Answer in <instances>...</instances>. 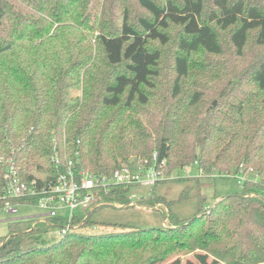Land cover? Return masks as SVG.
<instances>
[{"label": "trees", "instance_id": "trees-1", "mask_svg": "<svg viewBox=\"0 0 264 264\" xmlns=\"http://www.w3.org/2000/svg\"><path fill=\"white\" fill-rule=\"evenodd\" d=\"M0 154L43 183L69 161L101 177L154 161L165 177L195 161L207 178L248 173L211 208L199 195L189 220L141 197L168 227L90 232L96 210L129 207L123 186L49 245L62 219L11 222L0 264H264V0H0Z\"/></svg>", "mask_w": 264, "mask_h": 264}, {"label": "built area", "instance_id": "built-area-1", "mask_svg": "<svg viewBox=\"0 0 264 264\" xmlns=\"http://www.w3.org/2000/svg\"><path fill=\"white\" fill-rule=\"evenodd\" d=\"M52 162L58 170L60 160L56 154ZM163 165L164 162L157 165L155 161L148 168H143L141 165L138 168L123 165L116 169L110 177H101L80 171L74 167L73 161H69L64 171H58L53 180L43 183L37 179L23 181L13 157L0 154V172H2L0 208L7 214L9 222L21 220L45 222L49 219H62L65 221L64 225L56 227L55 231L56 238H62L78 229L80 224H75L74 221L80 213L92 212L104 204L101 193H106L111 187L123 186L130 190L127 205L138 207L137 202L141 197L131 190L137 187H151L165 180L166 177L161 172ZM193 166H197L196 161ZM188 168L185 167V171ZM199 172L203 174L201 170ZM231 174L223 175V177H229ZM247 175L248 173L245 174L242 170L235 174L241 184L247 180ZM262 200L264 201V195ZM20 206H35L42 213L38 216L18 217ZM80 219L84 220L85 217Z\"/></svg>", "mask_w": 264, "mask_h": 264}, {"label": "rangeland", "instance_id": "rangeland-1", "mask_svg": "<svg viewBox=\"0 0 264 264\" xmlns=\"http://www.w3.org/2000/svg\"><path fill=\"white\" fill-rule=\"evenodd\" d=\"M141 39L137 43H141ZM134 46L127 51V55H131ZM250 49L248 48V51ZM114 52V51H113ZM134 60L139 65L143 63L142 54L138 53L134 56ZM196 178H200L201 185L198 186ZM248 178V175H247ZM137 187L131 192L137 193L138 196L145 198L153 192L156 196L163 198L170 203V212L179 220H189L193 218L198 211L199 195H203L202 207L211 208L214 203L227 196L228 194L239 193L241 191V182L232 173L229 177H212L207 178L199 172L196 166H191L187 171L185 169L174 171L170 177H166L162 182H158L154 188ZM186 195L183 196V192ZM164 207H120L119 205H106L91 215V220L95 223L93 230L90 232H100L107 226H126L139 230L168 227V222L164 221L166 214ZM42 211L35 207H18V217L38 216ZM11 222L7 220V214L0 208V238L9 235V225ZM56 228L53 227L47 234L40 236V245H49L56 239L54 237ZM177 261L178 264H223L216 262L212 257L203 252H195L188 255H177L171 257L163 264H170Z\"/></svg>", "mask_w": 264, "mask_h": 264}, {"label": "crops", "instance_id": "crops-1", "mask_svg": "<svg viewBox=\"0 0 264 264\" xmlns=\"http://www.w3.org/2000/svg\"><path fill=\"white\" fill-rule=\"evenodd\" d=\"M55 233V232H54ZM54 237H56V234L54 235Z\"/></svg>", "mask_w": 264, "mask_h": 264}]
</instances>
